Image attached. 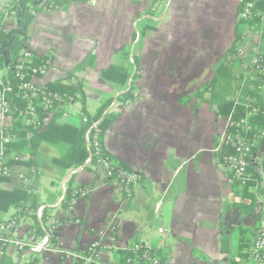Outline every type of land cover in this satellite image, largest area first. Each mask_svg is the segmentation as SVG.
Listing matches in <instances>:
<instances>
[{
	"label": "crops",
	"instance_id": "1",
	"mask_svg": "<svg viewBox=\"0 0 264 264\" xmlns=\"http://www.w3.org/2000/svg\"><path fill=\"white\" fill-rule=\"evenodd\" d=\"M10 1L0 0V8ZM240 2L75 0L35 15L26 46L33 55L48 58V67L34 81L44 86L75 71V83L85 87V112L90 116L124 91L120 84L104 79L102 71L113 64L125 66L120 54L129 46L134 48L138 26L150 15L158 18H151L156 29L143 36L138 50V96L111 105L110 112L118 116L103 136L105 150L138 172L140 181L128 195L96 164L61 172L51 163L60 149L43 142L37 154L38 206L21 218L14 231L16 239L27 241L37 223L46 231L49 228L56 243L49 242L40 253V264H75V255L93 243L103 249L100 264H120L119 254L138 243L153 247L165 264H227L236 258L230 247L233 232L260 222L264 185L255 212L246 215L238 208H225L230 174L216 158L214 147L229 119L218 118L208 93L203 100L193 93L212 81L215 67L235 40ZM6 24L16 29L17 19L9 18ZM246 36L235 76L246 72L259 51L260 37ZM91 52L93 65L77 70ZM236 84L233 81L232 88ZM231 97L237 100L241 94L234 89ZM80 112L81 106L74 104L62 121L79 125ZM263 157L264 138L253 155L258 169ZM25 173L23 166L12 167L9 177H0V190L20 188V175ZM63 185L66 190L85 187L90 192L78 197L70 209L62 204ZM40 206L48 208L46 223L33 213ZM17 212L12 205L0 211V220L7 221ZM161 227L165 233L159 232ZM224 239L229 241L227 248ZM22 254L11 250L7 255L17 264ZM25 262L24 255L20 264Z\"/></svg>",
	"mask_w": 264,
	"mask_h": 264
},
{
	"label": "trees",
	"instance_id": "2",
	"mask_svg": "<svg viewBox=\"0 0 264 264\" xmlns=\"http://www.w3.org/2000/svg\"><path fill=\"white\" fill-rule=\"evenodd\" d=\"M42 0H11L0 8V80L12 87V91L6 92L13 110V122L7 128V132L14 136V140L8 146L9 158L5 160L4 165L12 169L16 165L26 168L25 176L28 183L22 185L20 188L14 190H0V211H7L10 206H16L18 212L13 218L20 221L21 218L29 214L32 208L38 206V198L36 186L38 183L39 170L37 154L40 145L43 142L58 147L60 149V156L51 159V163L61 172L66 170L76 169L86 163L91 158V164H96L99 154H95V148L91 142L86 140V132L90 129L93 122L97 123L99 131L100 142L103 148L102 155L115 165L124 169H129L123 163L117 161L104 148L103 136L118 114L110 112V107L114 102L128 103L137 98L135 80L139 77L140 70V56L138 50L142 46V38L149 31L156 29V22L151 18H147L145 22L138 26L135 33L133 43L131 46L125 48L121 52V57L127 64L125 66L113 64L109 68L102 71V77L106 80L120 84L124 91L116 98H109L101 104L97 113L90 116L85 112V87L82 83H75V71L68 73L66 77L49 82L45 84L39 91L37 97L32 99L35 104L36 116L38 122H43L50 114L48 122L40 128H33L26 126L23 122L21 113L27 111L29 101L24 97V89L22 84L29 81L33 76H41L39 73L34 74L32 69L48 65V58L39 57L32 54L28 61L23 63V68L18 70L17 66L22 63L21 51L28 49L26 41L28 38L27 32L33 22L35 14L32 8L38 5ZM75 0H52L47 1L46 5L61 8L65 3ZM88 1V0H80ZM158 0H153L151 3H156ZM249 3H253L251 8V17L238 20L236 23V37L231 47L227 50L221 61L217 64L214 71V78L202 89L193 93L194 97L201 100L204 99L206 93L210 95L208 103L215 108L218 118H228L231 122L230 133L239 131L246 139L247 144H252L254 140L257 143L252 148V155L247 157L249 162L246 181L240 179H233L231 192L229 193L225 208H238L243 214H250L255 212L258 205V196L261 194L262 186L264 185V157L261 162V169H258L254 164L253 155L259 145V142L264 138V73H255L249 70V65L246 72L239 76L234 75V69L242 63V58L239 56L242 44L247 35L255 34L260 37L258 55L264 56V0H241L238 13L243 10ZM10 6L19 12V24L17 28H24L25 34L16 32L18 29H9L6 20L10 18ZM152 16V15H150ZM23 30V31H24ZM253 58V59H254ZM133 60V62L131 61ZM95 55L91 52L78 65L77 70H85L93 65ZM252 63V62H251ZM18 72L23 74V78L18 75ZM237 81L235 88H232L233 81ZM1 86V85H0ZM236 89L240 92L241 98L237 100L232 99V93ZM48 95H57L59 99L52 100V102L45 106L42 104L45 97ZM188 99H182L186 103ZM72 103L79 104L82 112L87 116L88 121H83L81 124L73 125L66 121H62L65 113L68 114V107ZM244 118H247L249 130H245L242 125L236 126L237 123ZM217 143V141H216ZM237 154L236 148L230 143H223L221 152L215 154L218 160L225 163V157L228 155ZM15 156L18 159H15ZM22 158H26L23 160ZM97 165V164H96ZM230 177L232 173H230ZM140 181V180H139ZM79 189L68 188L62 200L65 207L70 206L73 198L80 197ZM37 208V207H36ZM263 210V209H262ZM261 220L264 219V210L261 214ZM48 208L43 209L42 221L47 222ZM258 224V223H257ZM257 224L251 227H239L233 233L236 234L234 242L230 246L229 241L224 239V245L230 246L234 250L233 262L239 258L246 257L248 250L251 248L253 237L256 235ZM47 233L50 234V244L54 245L55 237L50 232L49 228L46 231L40 223L30 232V236L45 237ZM136 244L133 248L123 251L119 254L120 264H140L144 261V249H136ZM28 249H24L20 253H24ZM152 252L160 259V264H165L161 255L152 247ZM86 254L90 250L85 251ZM26 262L24 264H40L42 254H25ZM1 264H15L7 254L1 259ZM75 264H81L77 261Z\"/></svg>",
	"mask_w": 264,
	"mask_h": 264
},
{
	"label": "built area",
	"instance_id": "3",
	"mask_svg": "<svg viewBox=\"0 0 264 264\" xmlns=\"http://www.w3.org/2000/svg\"><path fill=\"white\" fill-rule=\"evenodd\" d=\"M51 2L52 0H42L38 5L32 8V12L36 15L37 13H50L52 11L58 10L59 7H54L52 5H46V2ZM88 1H96V0H88ZM139 1V0H133ZM151 2L153 0H150ZM253 7V3H249L247 6L243 8L237 15L238 20L246 19L251 17V8ZM10 18L17 19V23L19 24L18 16L19 12L14 10L12 6H10ZM153 20H157L158 18L149 16ZM17 24V25H18ZM16 32H20L21 34H25L24 28H17ZM24 30V31H23ZM247 35V32L245 33ZM240 53H242L240 51ZM21 61L17 68L21 70L24 66L23 63L29 60L32 56V53L28 49H23L21 51ZM48 64V61H47ZM48 65L41 66L39 68H33L32 71L34 74L39 73L41 76L45 75L47 71ZM249 70L255 73H264V56L258 55L256 56L251 65L249 66ZM18 75L23 78V74L18 72ZM38 76H33V78L29 81H26L22 84V88L24 89V97L29 101L27 111L21 113L20 116L23 118V122L26 126H31L33 128L43 127L49 120L50 114L48 113V117L43 120L42 123L38 122V118L36 116L35 104L32 103V99L37 97L39 91L43 86L38 85L34 78ZM0 177H9L12 173V169L8 166L4 165L6 159L9 158L8 146L14 140V136L7 132V128L13 122V110L9 100L7 99L6 92L12 91V87L7 85L5 82L0 80ZM59 99L57 95H48L45 97L42 104L48 106L52 100ZM76 103H72L73 106ZM68 114L65 113L64 118L67 117ZM81 118L83 121H88L87 116L84 115L83 112H80ZM242 127L245 130H249L250 126L248 125L247 118H244L237 123L236 126ZM231 122L228 121L227 128L225 132L221 133L217 138V143L214 147V153L218 154L221 152V146L223 143H230L236 148L237 154H232L226 156L225 165L227 166L232 176L229 178L230 183H232L233 179H240L242 181H246L248 177L247 168L249 162L247 157L252 155V148L257 143L256 140L252 142V144H247L246 139L240 134L239 131L235 133H230ZM264 134V132H263ZM86 140L91 142L95 148V154H99L100 157L97 159V165L102 167L105 171L106 177L111 180L118 181L126 194L130 195L133 191V188L139 183L140 174L136 171L124 169L115 165L113 162L109 161L106 157L102 155L103 148L100 142L99 131L97 128V123L93 122L91 124L90 129L86 132ZM217 158V157H216ZM15 159L18 157L15 156ZM26 160V158H22ZM219 159V158H217ZM86 163H91V158L86 161ZM262 176L264 177V171H262ZM20 178L22 180V185L28 183V179L25 174H21ZM64 192L66 191V187L63 185ZM80 197L86 196L89 194L90 189L82 187L79 189ZM78 198H73L69 208L71 209L76 200ZM43 207H38L33 213H35L38 217H42L43 215ZM18 221L15 219H9L7 221L0 220V264L1 259L5 254H8L11 250H14L18 253L23 251L24 249H31L35 251V254H40L41 251L45 250L49 246V242L47 241V237L39 238L35 235H32L28 238L27 241H21L14 237V231L17 229ZM258 228L256 231V235L253 237L251 248L247 252L246 257L239 258L236 262H228L227 264H264V219L260 220L257 224ZM160 233H165L164 228H159ZM143 248V258L144 261L140 264H160V259L152 252V247L149 244L141 243L136 246V249ZM90 250V253L86 254L85 251L82 253L76 254V258L78 261H81V264H100L101 255L103 249L100 247L98 243H93L87 249ZM86 250V251H87Z\"/></svg>",
	"mask_w": 264,
	"mask_h": 264
},
{
	"label": "water",
	"instance_id": "4",
	"mask_svg": "<svg viewBox=\"0 0 264 264\" xmlns=\"http://www.w3.org/2000/svg\"><path fill=\"white\" fill-rule=\"evenodd\" d=\"M47 241L49 242L50 241V234L49 233H47ZM43 252V250L41 251V253ZM29 253H33V254H35V251H33V250H31V249H28L27 251H25L23 254H22V256H21V258L19 259V261H18V263L17 264H20V262H21V259H22V257L25 255V254H29Z\"/></svg>",
	"mask_w": 264,
	"mask_h": 264
},
{
	"label": "rangeland",
	"instance_id": "5",
	"mask_svg": "<svg viewBox=\"0 0 264 264\" xmlns=\"http://www.w3.org/2000/svg\"><path fill=\"white\" fill-rule=\"evenodd\" d=\"M236 236V234H234Z\"/></svg>",
	"mask_w": 264,
	"mask_h": 264
}]
</instances>
